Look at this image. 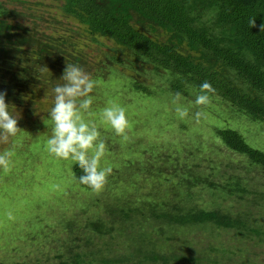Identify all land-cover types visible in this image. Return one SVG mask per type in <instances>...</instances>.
<instances>
[{
	"label": "trees",
	"instance_id": "1",
	"mask_svg": "<svg viewBox=\"0 0 264 264\" xmlns=\"http://www.w3.org/2000/svg\"><path fill=\"white\" fill-rule=\"evenodd\" d=\"M253 18L255 27H250ZM262 24L264 0H0V91L9 111L27 109L31 115L34 104L50 95L53 99L52 88L71 63L95 79L118 73L129 88L157 99L166 90L185 99L196 97L206 81L209 98L264 126ZM87 41L99 46L94 54ZM214 134L264 172V151L251 147L238 130L216 128ZM81 174L75 164L73 175ZM183 178L189 186L199 179L194 173ZM190 188L187 196L173 201L145 199L149 212L108 205L119 231L130 228L126 221L139 214L160 222L167 243L149 240L147 231H129L125 236L134 239L133 245L121 257L105 258L100 248L73 252L72 245L59 255L60 264H258L257 253L244 240L263 246V225L250 212L198 207L191 202ZM84 227L89 229L86 246L95 242L93 236L103 238L114 229L100 217ZM204 232L218 242L228 233L241 241L219 256L220 249L209 239L203 250L194 247L193 235Z\"/></svg>",
	"mask_w": 264,
	"mask_h": 264
},
{
	"label": "rangeland",
	"instance_id": "2",
	"mask_svg": "<svg viewBox=\"0 0 264 264\" xmlns=\"http://www.w3.org/2000/svg\"><path fill=\"white\" fill-rule=\"evenodd\" d=\"M87 46L93 54L99 48L88 41ZM93 79L97 82L91 93L94 100L91 115L85 119L96 125L105 143L101 166L112 169L99 191L78 183L73 175L75 162L56 158L46 150L53 126L48 116L52 95L34 104L31 115L27 109L9 111L17 117L20 131L8 142H0V153H11L9 169H0V264H60L59 255L72 245L73 252L100 248L105 258L121 257L133 245L134 239L125 236L129 231H147L149 240L163 243L167 233L160 222L132 214L126 221L130 228L119 231L120 223L113 220L108 205L116 202L149 212L145 199L173 201L180 194L187 196L189 187L191 202L198 207L250 212L264 229V172L222 145L214 134L216 128L238 130L251 147L264 151V126L231 113L217 98H209L206 106L195 105L192 95L186 99L180 96L177 101L188 108V115L181 119L174 111L175 94L169 90L157 99L129 88L127 79L118 73H110L105 80ZM163 84L159 83L162 88ZM109 102L126 108L130 121L126 141L102 121L101 109ZM197 111L201 112L199 118L195 117ZM188 173L199 178L194 186L183 178ZM97 217L114 229L103 238L93 236L95 242L86 246L89 229L84 226ZM80 232L85 234L78 240ZM193 237L198 240L194 241L195 248L207 246L205 232ZM237 238L228 233L220 242L209 240L220 249V256L241 241ZM244 241L257 253L258 264H264V245ZM78 244L80 248H76Z\"/></svg>",
	"mask_w": 264,
	"mask_h": 264
},
{
	"label": "clouds",
	"instance_id": "3",
	"mask_svg": "<svg viewBox=\"0 0 264 264\" xmlns=\"http://www.w3.org/2000/svg\"><path fill=\"white\" fill-rule=\"evenodd\" d=\"M249 26L255 27L254 18L249 20ZM264 31V24L260 26ZM58 83L52 88L53 104L48 113L52 122L51 135L46 140V150L56 158L71 160L82 169V174L76 177L81 185L93 191H99L106 183L107 176L111 174L110 166H101L100 162L105 155L106 146L100 138V132L91 120L90 108L93 104L96 81L82 67L66 63ZM200 93L196 95L194 104L206 106L209 103L208 92L211 85L202 82L199 85ZM5 92L0 91V142L6 143L9 138L15 137L20 129L17 127V117L9 112V105L5 103ZM180 93L173 99L176 115L183 119L188 115V108L177 103ZM103 122L122 140H128L127 130L130 121L126 108L114 102H109L100 112ZM201 112L197 111L195 117L199 118ZM11 153H0V169L8 170Z\"/></svg>",
	"mask_w": 264,
	"mask_h": 264
}]
</instances>
